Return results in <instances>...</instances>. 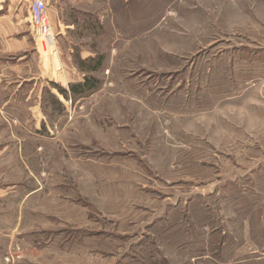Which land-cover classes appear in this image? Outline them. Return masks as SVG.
<instances>
[{
    "label": "rangeland",
    "instance_id": "1",
    "mask_svg": "<svg viewBox=\"0 0 264 264\" xmlns=\"http://www.w3.org/2000/svg\"><path fill=\"white\" fill-rule=\"evenodd\" d=\"M117 1L0 60V264H264V0Z\"/></svg>",
    "mask_w": 264,
    "mask_h": 264
},
{
    "label": "crops",
    "instance_id": "2",
    "mask_svg": "<svg viewBox=\"0 0 264 264\" xmlns=\"http://www.w3.org/2000/svg\"><path fill=\"white\" fill-rule=\"evenodd\" d=\"M111 1H50L47 6L50 33L44 37V44L49 45L51 42L52 44L58 42L63 37L61 32L63 28H65L67 33V42H72L69 34L75 27L101 26L106 11H103L100 5L102 2L106 4ZM117 2L121 5L127 3L128 0H118ZM29 3L30 0H0V41L3 43L2 50H0V60L11 54H15L17 57L24 56L32 45L36 47L40 44L38 36H43V31L39 27H35L31 21L28 10ZM94 6L95 8L92 9ZM44 44L43 48H45ZM262 67V71L264 72V50H262ZM3 75L4 72L2 71ZM1 79L5 80V78ZM262 83L264 84V77H262ZM263 90L264 88L262 87Z\"/></svg>",
    "mask_w": 264,
    "mask_h": 264
},
{
    "label": "built area",
    "instance_id": "3",
    "mask_svg": "<svg viewBox=\"0 0 264 264\" xmlns=\"http://www.w3.org/2000/svg\"><path fill=\"white\" fill-rule=\"evenodd\" d=\"M52 0H30L28 10L31 21L35 27H39L43 32V36L39 37L40 45L44 42V37L49 35V25L47 17V6Z\"/></svg>",
    "mask_w": 264,
    "mask_h": 264
},
{
    "label": "trees",
    "instance_id": "4",
    "mask_svg": "<svg viewBox=\"0 0 264 264\" xmlns=\"http://www.w3.org/2000/svg\"><path fill=\"white\" fill-rule=\"evenodd\" d=\"M97 65H98V62H96ZM95 65L94 67H92V70H95L96 66ZM92 82H94V79H90V78H85L84 82L83 83H76V84H71L69 85L70 86V90L71 92L73 93H76V92H84L86 90V88H91L92 87ZM58 91L64 96L66 97V92L65 90L61 89V88H58Z\"/></svg>",
    "mask_w": 264,
    "mask_h": 264
}]
</instances>
